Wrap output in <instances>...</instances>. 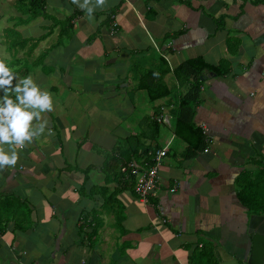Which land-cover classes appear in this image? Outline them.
<instances>
[{"label": "crops", "instance_id": "obj_1", "mask_svg": "<svg viewBox=\"0 0 264 264\" xmlns=\"http://www.w3.org/2000/svg\"><path fill=\"white\" fill-rule=\"evenodd\" d=\"M54 3L29 21L18 0L0 3V60L20 78L31 75L54 102L45 133L0 171V203L11 217L0 232V264H195L200 251L211 255L198 264L252 261L254 214L239 202L237 180L258 173L264 158V0H105L100 7L92 0L91 20L72 0ZM156 48L172 91L184 88L173 70L188 59L227 73L203 75L193 118L203 151L183 158L187 145L175 137L172 117L148 141L169 148L158 187L143 202L134 193L139 175L128 187L102 167L118 141L176 107L175 92L153 102L134 133L120 124L141 97L123 85L130 62ZM140 59L141 74L157 66L147 53Z\"/></svg>", "mask_w": 264, "mask_h": 264}, {"label": "trees", "instance_id": "obj_2", "mask_svg": "<svg viewBox=\"0 0 264 264\" xmlns=\"http://www.w3.org/2000/svg\"><path fill=\"white\" fill-rule=\"evenodd\" d=\"M46 1L47 0H18V4L26 6H23V10L24 14L28 15L27 21H29L36 16L45 15L44 10ZM47 16L48 15H46V17ZM159 60L160 70L151 67L140 77H134L137 82V90L145 91L149 102L152 103L167 97L174 98L173 96L175 94V91L169 89L163 81L164 76L169 73L167 64L163 59L160 58ZM206 72L213 73L217 77H222L227 73V70L223 69L221 65L208 64L200 57L185 60L173 70V75L178 82V86H186L187 89L185 94H181L178 99L176 98V107L170 111L173 133L175 137L184 141L187 145L183 155L184 159H191L197 152L203 151L206 148L205 136L201 128L197 127L193 122L195 109L199 102L203 75ZM147 127V130H141L140 132L131 134L118 141L114 149L105 154L102 171L107 177L111 176V180H116L118 182L123 179L127 181L124 183L128 185V187H133L134 174H132L130 170L126 173H122L121 168L132 160L152 165L153 161L151 154L159 148V145H152L149 144V142L157 140L160 134V125L156 122H151ZM149 132L151 133L149 134ZM263 161L264 158L262 157L257 163L261 168L258 173L251 175L250 172H245V174H241L237 180L239 187L237 198L242 206L248 209L249 214L256 215L264 213ZM125 175H128V177ZM4 207L5 203L2 201L0 203V228H2L0 232L6 228V224L11 218L6 216L7 214ZM208 252L209 251L198 252L196 255L192 256L191 261L195 264L204 261L208 254L211 255Z\"/></svg>", "mask_w": 264, "mask_h": 264}, {"label": "clouds", "instance_id": "obj_3", "mask_svg": "<svg viewBox=\"0 0 264 264\" xmlns=\"http://www.w3.org/2000/svg\"><path fill=\"white\" fill-rule=\"evenodd\" d=\"M91 20L96 8L92 0H72ZM105 0H96V6ZM102 8V7H101ZM0 171L15 167L19 151L45 133L48 120L44 114L54 111L52 95L42 90L31 75L18 77L16 70L0 60ZM14 97V98H13ZM49 135L51 130H48Z\"/></svg>", "mask_w": 264, "mask_h": 264}, {"label": "rangeland", "instance_id": "obj_4", "mask_svg": "<svg viewBox=\"0 0 264 264\" xmlns=\"http://www.w3.org/2000/svg\"><path fill=\"white\" fill-rule=\"evenodd\" d=\"M55 0H47L46 1V4H47V7L48 6H54L55 3H54ZM2 2V0L0 1V3ZM18 6H20V4H18ZM24 6V5H23ZM26 7V6H24ZM23 8V7H22ZM49 8H54L55 11L54 12H57V7H49ZM65 12V11H64ZM48 14V19H50V21L52 22H55L54 20V16H52L50 13L46 12ZM62 14L64 15L63 16V19L66 18L65 13H63L62 11ZM75 14H78V13H75ZM57 15V14H56ZM49 16H52V17H49ZM59 16V15H57ZM62 24H66V21L64 20L63 22H61ZM148 54V56L151 58V59H154V62L157 63V66L155 67L156 70H160V58L158 56L157 53H160L159 49L156 48V49H149L148 52H146ZM145 52H143L142 54H138V55H134V57L132 58L130 64H131V67H130V78L128 80H126L123 85H126L127 87V90H129L128 93H130L131 91H133L132 93H134V88H135V91L137 89V84L136 82L133 81L132 77L136 76L137 78L140 77L142 74V69L143 67L141 66L142 64V61H141V57H143L145 54ZM144 54V55H143ZM139 58V59H137ZM160 68V69H159ZM138 81V79H137ZM184 88H182L180 91H175L176 92V98L178 99V97L182 94H185L186 92V86H183ZM138 91V90H137ZM138 96H141V97H138L137 98V102H136V106L134 108V110L132 111V116L128 119V121L126 122V120H121V126L125 127V124L127 125V128L130 129L131 133H134L137 129H138V125L141 123V125H143V119L148 116V114L152 111V107L155 106L156 103H151L149 102L148 98H147V95L145 93V91H140V92H137ZM144 126L145 123H144ZM141 131V130H140Z\"/></svg>", "mask_w": 264, "mask_h": 264}, {"label": "built area", "instance_id": "obj_5", "mask_svg": "<svg viewBox=\"0 0 264 264\" xmlns=\"http://www.w3.org/2000/svg\"><path fill=\"white\" fill-rule=\"evenodd\" d=\"M115 25L113 24V27ZM114 30H112V34ZM171 116L161 109V112L152 117V120L159 125L170 126ZM169 143L162 148L156 149L152 154V165L140 166L135 161L128 163L122 167L121 172L126 173L128 170L132 171V174L139 175V179L136 180L134 185L135 195L143 202H146L148 197L154 194L159 184L158 170L162 165V161L167 155ZM204 152H207L205 150ZM174 193L176 189L173 187L169 190Z\"/></svg>", "mask_w": 264, "mask_h": 264}, {"label": "water", "instance_id": "obj_6", "mask_svg": "<svg viewBox=\"0 0 264 264\" xmlns=\"http://www.w3.org/2000/svg\"><path fill=\"white\" fill-rule=\"evenodd\" d=\"M247 234L250 237L252 259L248 264H264V215L256 214L249 217Z\"/></svg>", "mask_w": 264, "mask_h": 264}, {"label": "flooded vegetation", "instance_id": "obj_7", "mask_svg": "<svg viewBox=\"0 0 264 264\" xmlns=\"http://www.w3.org/2000/svg\"><path fill=\"white\" fill-rule=\"evenodd\" d=\"M261 215H264V213H261Z\"/></svg>", "mask_w": 264, "mask_h": 264}]
</instances>
